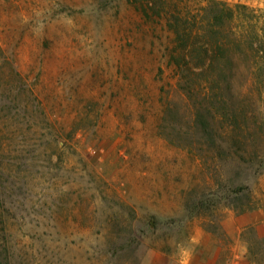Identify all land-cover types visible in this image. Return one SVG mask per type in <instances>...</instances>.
Wrapping results in <instances>:
<instances>
[{
	"label": "rangeland",
	"instance_id": "1",
	"mask_svg": "<svg viewBox=\"0 0 264 264\" xmlns=\"http://www.w3.org/2000/svg\"><path fill=\"white\" fill-rule=\"evenodd\" d=\"M214 1L229 79L169 65V7L0 0V264H264V0Z\"/></svg>",
	"mask_w": 264,
	"mask_h": 264
},
{
	"label": "trees",
	"instance_id": "2",
	"mask_svg": "<svg viewBox=\"0 0 264 264\" xmlns=\"http://www.w3.org/2000/svg\"><path fill=\"white\" fill-rule=\"evenodd\" d=\"M130 1L145 20H150L153 15L160 16L161 11L169 7L163 16L165 25L172 34L173 49L169 55V65L176 69L197 66L212 71L216 67L218 72L228 70V79L232 78L236 60L245 54L243 46L250 41L237 22L243 15L240 10H244L245 6L230 7L223 2L210 0L205 6L190 9L186 5L173 6L172 0H157L162 10L155 12L153 8L156 5L152 6L151 2ZM247 51L262 52L264 57L263 50L251 43ZM214 80H220V76Z\"/></svg>",
	"mask_w": 264,
	"mask_h": 264
}]
</instances>
